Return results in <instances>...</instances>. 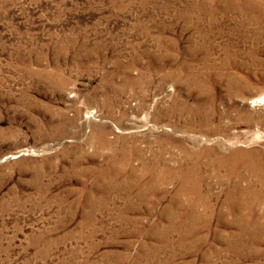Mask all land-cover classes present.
Returning a JSON list of instances; mask_svg holds the SVG:
<instances>
[{"label":"rangeland","instance_id":"1","mask_svg":"<svg viewBox=\"0 0 264 264\" xmlns=\"http://www.w3.org/2000/svg\"><path fill=\"white\" fill-rule=\"evenodd\" d=\"M260 165L264 0H0V264H264Z\"/></svg>","mask_w":264,"mask_h":264},{"label":"bare ground","instance_id":"2","mask_svg":"<svg viewBox=\"0 0 264 264\" xmlns=\"http://www.w3.org/2000/svg\"><path fill=\"white\" fill-rule=\"evenodd\" d=\"M257 165V164H256ZM254 166V165H253ZM259 167H262V169L259 168V170L263 173L264 176V165H260ZM251 168V167H250ZM257 168V167H256ZM256 170V169H255ZM258 170V169H257ZM260 177V176H259ZM264 178V177H263ZM262 178V179H263Z\"/></svg>","mask_w":264,"mask_h":264}]
</instances>
